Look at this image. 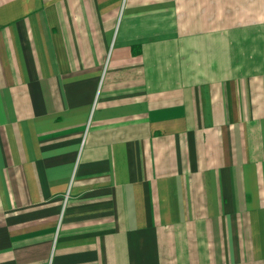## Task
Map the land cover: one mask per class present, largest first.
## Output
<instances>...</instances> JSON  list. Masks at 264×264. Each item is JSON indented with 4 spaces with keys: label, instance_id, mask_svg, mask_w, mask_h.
I'll return each mask as SVG.
<instances>
[{
    "label": "crops",
    "instance_id": "crops-1",
    "mask_svg": "<svg viewBox=\"0 0 264 264\" xmlns=\"http://www.w3.org/2000/svg\"><path fill=\"white\" fill-rule=\"evenodd\" d=\"M0 264H264V0H0Z\"/></svg>",
    "mask_w": 264,
    "mask_h": 264
}]
</instances>
